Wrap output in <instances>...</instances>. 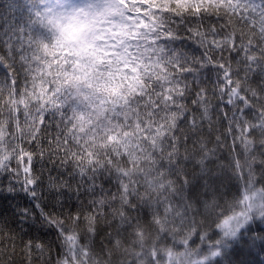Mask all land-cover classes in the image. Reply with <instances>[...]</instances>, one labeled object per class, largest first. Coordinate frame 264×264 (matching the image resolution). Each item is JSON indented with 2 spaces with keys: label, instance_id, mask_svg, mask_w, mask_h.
Returning <instances> with one entry per match:
<instances>
[{
  "label": "snow or ice",
  "instance_id": "1",
  "mask_svg": "<svg viewBox=\"0 0 264 264\" xmlns=\"http://www.w3.org/2000/svg\"><path fill=\"white\" fill-rule=\"evenodd\" d=\"M11 2L51 39L0 22V196L17 201L0 217L63 249L55 264L86 248L93 264H252L264 253V0ZM206 136L229 149L221 175ZM82 196L93 199L73 210ZM34 239L25 255L43 256Z\"/></svg>",
  "mask_w": 264,
  "mask_h": 264
},
{
  "label": "trees",
  "instance_id": "2",
  "mask_svg": "<svg viewBox=\"0 0 264 264\" xmlns=\"http://www.w3.org/2000/svg\"><path fill=\"white\" fill-rule=\"evenodd\" d=\"M47 3L50 4H56L65 2V0H46ZM68 2L72 3H85L88 2V0H68ZM7 20L10 24L14 25L16 28L23 27L26 31L29 33L35 31L38 35H43L47 39H51L49 34L45 32L43 29H41L38 25L34 23V15L31 12H25L21 13L20 10H18V7L14 4H12L11 0H0V22H3ZM5 64L7 61L4 62ZM233 67H237L235 64V61H233ZM4 79V73L0 72V81H3ZM256 77L252 78V86L255 87L256 83ZM39 91V88L37 89ZM4 95V98L7 99L6 92L2 93ZM209 99H211L213 102H215V98L209 94ZM3 101H0V104H2ZM47 122V118H46ZM11 130V128H10ZM206 141L208 142L207 146L209 148H213L216 150V155L212 158L211 162H206L209 169L212 170L214 175H221L222 174V166L229 165L231 161V157L229 156V149L226 145H223L221 147H217L215 144L214 137H205ZM22 147H27L26 144H22ZM191 147V145H189ZM241 152V149L237 147L235 150V154L237 158L240 160L241 164H244V159L239 155ZM96 158V157H94ZM123 162V157L120 158ZM260 157L257 155V162L259 161ZM12 167H15V161H12ZM198 171V169H197ZM257 173V179H259V169H256ZM56 173H53V176H56ZM44 181H45V187L42 189L44 192H47V184H48V172L47 169L44 171ZM170 179H175V177H170ZM63 180L68 181L71 184L72 189H76L78 186V178L74 180H68V177H63ZM8 184V177L7 174H4L3 176H0V190L6 189ZM105 187H109L108 185H105ZM83 189L81 188V192ZM234 191V189H233ZM6 194V193H5ZM97 201L102 199L103 197L99 194H97L94 197ZM93 199V197H81L80 201H77L75 197L72 198L70 201V204L73 206V210H75V206L80 203L81 201L84 202L85 207L87 208L88 201ZM109 201L111 200V197L108 198ZM230 199V197H229ZM19 200V198H18ZM48 200L51 201V197H48ZM17 201H13L12 199L5 200L2 196H0V211H3L5 208H9L11 205L16 203ZM24 203L25 206L27 205L26 201H20ZM118 206V205H116ZM35 212L36 210L33 209ZM47 211V209H46ZM98 211H102L104 215H108L109 209L107 207L98 209ZM7 219L9 228H8V234L12 237V239H8L3 231V224L0 223V264H29V261L31 264H41L42 261L47 262L49 259H51L52 264H55V261L58 258H64V250L59 247H53L52 249H48V237H45L39 233H35L33 230L29 229V235L25 236L22 232L19 231V229L12 226L11 217L5 213L4 217H0V220ZM196 219L202 220L203 217H196ZM104 221H98L97 227H101L103 225ZM85 225H81L80 228L83 229ZM34 239L35 242H39L40 244L44 245L46 252L43 256L33 252L31 256H26L23 249V242L27 241L28 239ZM193 240H197V237L195 234H193L192 237ZM199 244V241L197 240L196 245H192L190 242V246L195 249L196 246ZM169 248H172L171 244L167 245ZM163 247V245H162ZM173 252H182L183 249H172ZM50 253V255H49ZM85 255L78 256L75 259V264H93V260L99 261L100 256L97 254H94L90 248L85 249ZM200 257H194V259H199ZM115 259V257H113ZM248 259L252 261V264H264V253H255L252 256H250ZM69 264H73V262L69 259ZM166 264V262H165Z\"/></svg>",
  "mask_w": 264,
  "mask_h": 264
},
{
  "label": "rangeland",
  "instance_id": "3",
  "mask_svg": "<svg viewBox=\"0 0 264 264\" xmlns=\"http://www.w3.org/2000/svg\"><path fill=\"white\" fill-rule=\"evenodd\" d=\"M78 256H81V255H76V256H75V259H76ZM70 260H71V259H70ZM71 261L73 262V260H71ZM67 264H69L68 261H67Z\"/></svg>",
  "mask_w": 264,
  "mask_h": 264
}]
</instances>
